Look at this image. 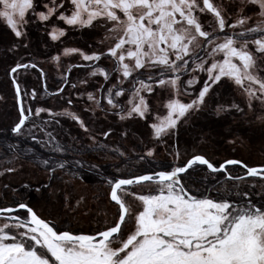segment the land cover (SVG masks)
<instances>
[{
    "label": "rangeland",
    "instance_id": "obj_1",
    "mask_svg": "<svg viewBox=\"0 0 264 264\" xmlns=\"http://www.w3.org/2000/svg\"><path fill=\"white\" fill-rule=\"evenodd\" d=\"M34 3H38L37 12L47 11L44 3L51 6L50 0H34ZM64 3L65 9L61 11L71 15L74 6L69 0H64ZM210 3L221 13L226 25L234 23L241 15L258 19L257 11L240 12V0H210ZM197 4L202 8L203 0H197ZM0 10H3L2 5ZM194 14L203 30L219 32L212 13L197 10ZM25 19L27 22L19 26L22 35L17 37L7 20L0 17V208L27 204L57 230L95 234L118 219V206L110 200V179L170 170L171 167L184 166L196 155L207 157L216 166L231 159L240 160L249 167L264 166V104L253 100L250 109L247 93L233 80L224 78L213 85L202 104L189 110L175 128L157 139L151 125L158 122V116L167 114V102L170 99H179L183 103L196 100L208 78L206 72L189 70V73L181 75L179 94L170 85L154 86L151 94L141 93L148 103L145 118L137 115L128 117V100L136 79L147 80L151 75L155 84L160 70L134 71L132 77L124 80L116 70V59L107 55L115 42V34L108 31L110 22L105 24L97 20L93 26H70L55 17L42 22L31 11ZM248 26L254 25L245 27ZM54 28L64 31V35L57 40L51 38ZM240 30L226 27L225 32L231 34ZM254 39L249 38L250 41ZM200 40L203 42V38ZM66 49L76 51L66 55ZM249 50L257 57L254 74L264 79V57L255 53L252 43ZM82 54L102 55L98 61H85ZM125 62L134 65V61ZM28 63L35 64L43 71L50 92L60 90L67 80L69 86L63 94L51 95L43 89L41 74L36 69L16 72L15 78L24 100L28 101L35 116L29 126H34L36 130L34 132L28 127L21 135L15 134L17 141L14 149L6 150L2 146V137L5 138L10 130L13 132L21 119L10 73L16 65ZM96 69H103L108 79L105 80L99 72L93 76L92 72ZM69 72L70 80L69 77L67 79ZM170 75L168 73L164 78ZM193 78L198 82L189 87L187 81ZM113 86L125 90L117 101L124 111L107 104V90ZM245 87H248L247 82ZM89 94L95 100H89ZM68 100H71V104ZM37 109L44 111L36 116ZM121 115L126 118L121 119ZM44 130L46 133L54 132L58 137L53 141L56 147L37 144L26 134L38 135ZM105 133L108 135L105 136ZM22 140L38 145L46 152L45 155H34L37 154L35 149L24 147ZM149 150L153 152L152 156H147ZM61 161L63 168L59 167ZM238 168H228L227 173H223L224 179L215 175L217 173L191 169L186 173L184 183L193 192L214 199L218 198L217 193H231V198L238 200V192H247L250 196L255 195V198L258 197L256 194L263 196L264 201V179L258 181L254 180L257 178H249L232 182L225 178L246 174L243 168ZM152 188L154 185L151 188L137 185L128 191L141 195L148 194ZM126 201L134 209L140 206L133 196L127 197ZM23 218H27V215ZM4 222L13 223L0 219V226Z\"/></svg>",
    "mask_w": 264,
    "mask_h": 264
},
{
    "label": "snow or ice",
    "instance_id": "obj_2",
    "mask_svg": "<svg viewBox=\"0 0 264 264\" xmlns=\"http://www.w3.org/2000/svg\"><path fill=\"white\" fill-rule=\"evenodd\" d=\"M69 3L74 6L71 15L61 11L65 9L64 0L59 3L50 0L51 6L44 3L46 12H37L38 3L34 0H0L3 9L0 17L7 20L17 37L22 35L19 26L27 22L26 14L30 11L42 22L55 17L70 26H93L97 20L105 24L110 22L108 31L115 34V42L107 55L116 59V70L124 80L132 77L134 71L160 70L155 84L151 75L147 80L136 79L128 100V117L145 118L148 103L141 93L151 94L154 86L170 85L179 94L181 75L189 70L207 73L208 78L192 103H183L179 99L167 102V114L158 116V122L151 125L157 139L175 128L189 110L202 104L212 86L224 78L244 88L250 109L253 100L264 104V79L254 74L257 57L249 50L252 43L255 53L264 57V0H240V12L257 11L258 19L241 15L227 25L210 0H203L202 8L197 0H69ZM197 10H207L216 17L218 33L202 29L194 14ZM226 27L241 30L229 34L225 32ZM63 35V30L54 28L51 38L57 40ZM254 35L258 38L250 41L249 37ZM75 51L66 49L65 54ZM101 55H83V59L98 61ZM126 60L134 61V65L130 66ZM20 67L29 65H17L12 72ZM98 72L108 79L103 69H96L92 75ZM168 73L171 75L164 78ZM197 82L193 78L187 84L191 87ZM16 90L19 95L18 85ZM124 91L123 87L109 88L107 104L124 111L117 102ZM88 99L95 100V97L89 94ZM67 102L71 104V100ZM42 111L44 109H37L35 115L39 116ZM28 113L31 115V109ZM29 115H25L21 107V119L13 128L14 133L21 132ZM124 118L121 115V119ZM80 123L83 127V122ZM152 155L149 150L147 156ZM238 163L229 160L217 169L203 156L197 155L184 166L171 167L170 170L110 179V198L118 206V219L95 234L58 231L23 203L15 209L2 208L0 218L13 223L4 222L0 226V264H264V205L254 204L247 192H238V200L220 193L214 199L193 192L184 183V174L194 165H205L217 172L225 170L229 164ZM247 174L252 177L262 175L264 169L248 168ZM133 185L150 188L154 185V188L148 194L136 195L128 191ZM129 196L140 202L138 208L127 203ZM20 209L26 210L27 218L12 215Z\"/></svg>",
    "mask_w": 264,
    "mask_h": 264
},
{
    "label": "water",
    "instance_id": "obj_3",
    "mask_svg": "<svg viewBox=\"0 0 264 264\" xmlns=\"http://www.w3.org/2000/svg\"><path fill=\"white\" fill-rule=\"evenodd\" d=\"M18 65H21V64H18ZM23 65H29V67H27V68H24V67H20V68H18L17 69V71L16 72H18L19 70H23V69H28V68H30V69H36L37 71H39L40 72V74L42 75V81H43V87H44V90H47V86H46V78H45V74L43 73V71L39 68V67H37L35 64H32V63H28V64H23ZM31 65H35L36 67H31ZM17 67V65L14 67V68H16ZM16 72H12V70H11V73H10V75H11V80H12V82H13V85H14V88H15V92H16V95H17V90H16V88H17V85L19 86V89H20V85H19V83H18V81H17V79L15 78V74H16ZM68 77H69V73H68V75H67V79H68ZM68 81V80H67ZM65 87H66V84L61 88V89H63V91H64V89H65ZM61 89L60 90H58L57 92H50V94L51 95H59V94H61L63 91H61ZM17 102H18V106H19V110H20V114H21V89H20V93H19V95H17ZM197 156V155H196ZM199 156H203V155H199ZM194 157V156H193ZM192 157V158H193ZM205 159H207L210 163H212L207 157H205V156H203ZM192 158H190L189 160H191ZM188 160V161H189ZM231 160H234V161H238V162H240V163H238V164H229V165H227L226 166V168H225V170H223V171H217V172H212L210 169H208L207 168V166H205V165H194L193 167H195V166H204V167H206L207 169H208V171L209 172H211V173H227V169L228 168H230V167H235V166H238V167H241V168H243L245 171H246V174L245 175H243V176H241V177H239V178H243V179H249V178H258V179H264V178H262V176H264V174H262V175H258V176H255V177H252V176H248V174H247V169L248 168H256V169H258V170H262V169H264V166H257V167H249V166H247L244 162H242V161H240V160H236V159H231ZM227 161H229V160H227ZM226 162V161H225ZM225 162L224 163H222L221 165H225ZM213 164V163H212ZM221 165L220 166H216L215 164H213V166L214 167H216L217 169H220V167H221ZM246 166V167H245ZM189 170H191V169H189ZM188 170V171H189ZM148 174H151V173H148ZM186 174V173H185ZM184 174V175H185ZM144 175V174H143ZM231 176H228V178L229 179H233L232 177L230 178ZM243 179H239V180H243ZM134 186H137V185H133V186H131V187H134ZM110 200H111V198H110ZM111 202L112 203H114L115 204V202H113L112 200H111ZM27 205V204H26ZM116 205V204H115ZM28 207H30L29 205H27ZM8 208H17V207H8ZM30 208H32V207H30ZM0 209H2V208H0ZM32 210L34 211V212H36L33 208H32ZM20 211H23V212H26V210L25 209H20L18 212H20ZM17 213V212H16ZM37 214V213H36ZM5 216H7V215H9V214H4ZM12 215H15V213H13ZM38 215V214H37ZM39 216V215H38ZM40 217V216H39ZM41 218V217H40ZM0 219H3V218H0ZM42 219V218H41ZM44 220V219H43ZM47 222V221H46ZM49 223V222H48ZM50 224V223H49ZM50 226H51V224H50ZM74 234V233H73Z\"/></svg>",
    "mask_w": 264,
    "mask_h": 264
},
{
    "label": "trees",
    "instance_id": "obj_4",
    "mask_svg": "<svg viewBox=\"0 0 264 264\" xmlns=\"http://www.w3.org/2000/svg\"><path fill=\"white\" fill-rule=\"evenodd\" d=\"M221 35H223V34H221ZM251 37H255V38H257L258 36H251ZM251 37H249V38H251ZM2 136V135H1ZM3 139H2V146H3V148L4 149H6V150H13L14 149V143L17 141V138H16V136H15V133L14 132H12L11 130H10V132L5 136V138L4 137H2ZM23 142H22V145L24 146V147H27V148H34L35 150V153H37V154H34V155H38V156H40V155H45V151H43L38 145L37 146H35V145H33L30 141H28V140H22ZM30 153V152H29ZM61 159V158H60ZM69 160H71L70 158H69ZM62 162L63 161H61V163L60 164H62ZM65 162V161H64ZM72 166V165H71ZM197 168V170L199 169V170H204V171H207V172H209L208 171V169L206 168V167H204V166H195V167H193L192 169H196ZM238 169H242L241 167H239ZM97 172V171H96ZM148 173H151V172H148ZM148 173H146V174H148ZM211 173V172H210ZM141 175H143V174H141ZM186 175V174H185ZM185 175H184V177H185ZM215 175H217V176H221V177H223V179H224V174L223 173H217V174H215ZM227 175V174H226ZM243 176V175H242ZM239 177H241V176H238V177H233V179H229L228 178V176L227 177H225V178H227V180H230V181H232V182H240V181H243V180H247V179H243V180H239V179H237V178H239ZM254 180H258V181H260V180H262V179H254ZM229 195H232L231 193H229ZM258 197L257 198H255L254 196H250V198H251V200H252V202L254 203V204H257L258 203V205H264V201H263V196H260L259 194H256ZM10 207H18V205L17 206H10ZM6 208H8V207H6ZM16 215H18V216H20L21 218H23V216L24 215H27V213L26 212H19V213H17ZM57 230V229H56ZM58 231H60V230H58Z\"/></svg>",
    "mask_w": 264,
    "mask_h": 264
},
{
    "label": "flooded vegetation",
    "instance_id": "obj_5",
    "mask_svg": "<svg viewBox=\"0 0 264 264\" xmlns=\"http://www.w3.org/2000/svg\"><path fill=\"white\" fill-rule=\"evenodd\" d=\"M74 69V68H73ZM40 73V72H39ZM70 73L71 72H69V80H70ZM41 77H42V75H41ZM66 84V87H65V89H64V91L61 93V94H63L64 92H65V90H66V88L69 86V81H67V82H65L64 83V85ZM63 85V86H64ZM62 86V87H63ZM61 87V88H62ZM21 89V88H20ZM43 89H44V87H43ZM46 92H48L49 94H50V91H49V89H48V87H47V90H45ZM61 94H59V95H61ZM35 99V97L32 95V100H34ZM21 107H23V109L25 110V115H29V113H28V109H31L30 107H29V104H28V101H25L24 100V96H23V92H22V90H21ZM26 107H27V110H26ZM34 118H35V116H34V114H33V112H32V110H31V115H29V118L25 121V124H24V126L22 127V129H21V132L19 133V134H17V133H15L16 135H21V133H22V131H24L25 129H28V127H29V129H31V130H33L34 132H35V130H36V128L34 127V126H29L31 123H33V120H34ZM32 125V124H31ZM34 127V128H33ZM39 129V128H38ZM27 134V137L28 138H31V141H33V142H36L37 144H42V143H45L47 146H50L51 148H54V146L56 147V144H54V142L53 141H56V139H58V137L57 136H55L54 135V132H48V133H46L45 132V130L42 132V133H40V134H38V135H33L32 133V135L31 134H29V133H26ZM42 134V135H41ZM45 136V137H44ZM26 137V138H27ZM55 149H57V148H55ZM54 149V150H55ZM127 178H130V177H127ZM131 178H133V177H131ZM120 179V178H119ZM20 212H22V211H20ZM17 213H19V212H17ZM17 213H15V215L17 214Z\"/></svg>",
    "mask_w": 264,
    "mask_h": 264
}]
</instances>
